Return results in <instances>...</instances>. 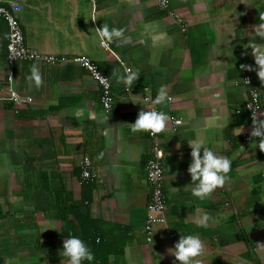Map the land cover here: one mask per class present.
<instances>
[{"label":"crops","instance_id":"0c3cea01","mask_svg":"<svg viewBox=\"0 0 264 264\" xmlns=\"http://www.w3.org/2000/svg\"><path fill=\"white\" fill-rule=\"evenodd\" d=\"M11 1L23 7L18 19L28 48L90 58L109 76L114 101L105 112L97 84L78 64L9 66L8 28L0 17V264H68L60 255L68 238L62 218L72 204L78 216L88 206L99 221L115 249L108 264H173L168 249L180 235L204 242L203 264H264V152L249 136L242 79L250 75L259 92L257 115L264 114V83L255 71L240 68L255 67L249 43H264L254 32L264 23V0H169L174 15L155 0L0 3ZM104 24L123 29L127 41L100 47L96 28ZM33 64L44 79L40 89L27 80ZM126 67L140 76L131 87L118 82ZM9 75L29 102L7 99ZM161 86L172 97L158 105L170 117V131L157 135L168 153L166 220L147 241L145 162L153 140L148 132L133 133L131 123L148 110L143 97L157 95ZM188 140L232 161L229 183L210 199L192 195ZM84 156L92 161L91 183L80 182ZM204 214L211 217L206 228L196 223Z\"/></svg>","mask_w":264,"mask_h":264},{"label":"clouds","instance_id":"9594fccd","mask_svg":"<svg viewBox=\"0 0 264 264\" xmlns=\"http://www.w3.org/2000/svg\"><path fill=\"white\" fill-rule=\"evenodd\" d=\"M259 19L264 22V13L260 14ZM92 20H96L95 17ZM254 32L256 40L257 38L264 40V23H260ZM96 34L102 48H108L113 42L127 41L123 29H109L107 24L97 27ZM247 48L252 49L251 55L254 57L255 67L251 64H241L240 68L244 71H255L259 80L264 83V43L250 42ZM139 77L138 72L125 69V75L120 76L118 82L123 83L126 87H131ZM27 80L30 85L34 84L36 89H40L44 85L43 76L36 64L31 66ZM171 101L172 97L168 95L166 86H161L154 103L168 104ZM262 117L264 114L257 115L256 110L252 109V126L249 136L258 141L257 147L264 152V118ZM169 120V115L163 111L142 109L135 122L131 123V131L133 133L148 132L153 136L167 133L170 131ZM180 123V121H176L177 125ZM188 145L191 148V162L187 171L191 176V182L195 184L192 195L200 200L210 199L218 189H223L229 183L232 161L227 156L218 155L200 140H188ZM180 147L181 145L177 144V148ZM103 155L101 152L98 159H102ZM89 163L85 158L84 164L89 165ZM87 175L85 173V177ZM210 219L209 215L204 214L196 223L199 227L206 228ZM168 252L175 258L173 264H176L177 261L179 264H203L201 258L205 256L206 246L199 236L180 235L179 240L173 248L168 249ZM60 255L68 259V264H84L85 261L91 262L95 259L86 242L77 236H71L63 241V250Z\"/></svg>","mask_w":264,"mask_h":264},{"label":"built area","instance_id":"2783aa9c","mask_svg":"<svg viewBox=\"0 0 264 264\" xmlns=\"http://www.w3.org/2000/svg\"><path fill=\"white\" fill-rule=\"evenodd\" d=\"M157 6L164 10H169V0H155ZM23 7L20 3L11 1L7 4L0 3V17L6 22L8 28V38L6 42V63L12 66L18 61H32L35 63H74L88 71L92 80L97 84L100 90V103L102 109L108 112L112 108L114 95L112 92L110 78L107 74L103 73L97 65L88 57L84 55L74 56L71 58L65 56H55L52 54H42L35 50L28 48L25 44L24 34L18 19V14L22 11ZM170 15L174 12L169 10ZM107 49H110L109 47ZM126 69H130L126 67ZM13 77H7L8 95L7 99L16 103L29 102L30 96H21L11 85ZM243 85L247 89V99L245 102V109L249 116L252 117V109L256 113L261 109V100L258 90L253 84L250 75H246L242 79ZM127 90V89H126ZM1 98V97H0ZM156 95H146L143 101L148 104V110L158 111V104H155ZM179 119H174L173 124H176ZM181 122V121H180ZM153 140L152 154L145 162V179L148 185V200L146 204L147 217L143 227L146 234V240L151 241L155 228L165 223V192H164V168L168 153L161 148L158 136H153L149 133ZM249 136H244L243 140H249ZM90 162L89 165L84 164V160ZM92 161L88 156H84L80 162V182L91 183L94 181V174L92 172ZM87 173V177H85Z\"/></svg>","mask_w":264,"mask_h":264},{"label":"trees","instance_id":"16d2710c","mask_svg":"<svg viewBox=\"0 0 264 264\" xmlns=\"http://www.w3.org/2000/svg\"><path fill=\"white\" fill-rule=\"evenodd\" d=\"M76 205L72 204L68 212H63L62 221L65 227L62 233L64 235L67 234L68 238L77 236L83 239L89 246L95 259L91 262L85 261L84 264H108V257L111 251L114 253L115 249L106 241L105 231L96 225V222L99 221L93 220L90 217L88 206H85L84 212H81V216H78L79 211H77L78 206ZM69 224L72 225L71 228H68ZM117 248L121 249L122 246L119 245Z\"/></svg>","mask_w":264,"mask_h":264}]
</instances>
